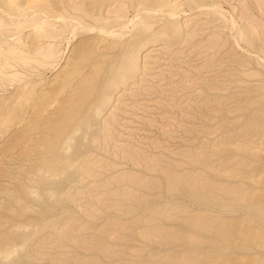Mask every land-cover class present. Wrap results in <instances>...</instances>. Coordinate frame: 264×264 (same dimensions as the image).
Masks as SVG:
<instances>
[{
  "label": "rangeland",
  "instance_id": "obj_1",
  "mask_svg": "<svg viewBox=\"0 0 264 264\" xmlns=\"http://www.w3.org/2000/svg\"><path fill=\"white\" fill-rule=\"evenodd\" d=\"M50 1L31 3L6 28L8 44L22 33L27 45L12 48L26 54L45 19L46 34L58 37L40 44L53 53L29 55L30 72L0 73L13 74L0 77V264H264V0H54L66 19L53 17ZM18 21L31 25L16 30ZM153 38L151 54L134 48ZM135 49L138 78L121 83L122 93L88 94L71 111L80 122L47 153V132L69 117V99L95 72L124 73ZM190 174L218 187L219 204L169 184ZM197 221L236 232L221 239Z\"/></svg>",
  "mask_w": 264,
  "mask_h": 264
},
{
  "label": "bare ground",
  "instance_id": "obj_2",
  "mask_svg": "<svg viewBox=\"0 0 264 264\" xmlns=\"http://www.w3.org/2000/svg\"><path fill=\"white\" fill-rule=\"evenodd\" d=\"M37 1H40L41 2V0H0V61H2L3 59L2 58H5L4 60L7 62L6 64H5V66H1V64H2V62H1V64H0V73H3L2 72V67H3V70H6L7 71V69H14L15 67L17 68H19V67H27L28 66V68H25V70L24 71H27L26 69H28V71L30 72V70L31 69H33V68H31V69H29V64H34L33 63V61H32V59L33 58H30L29 57V55L31 54V55H33V54H36V53H41V52H45V51H48V49L50 50V47L51 46H49V44H48V46H47V44H45L46 46H43V45H40V44H42L41 42L46 38H53V37H56L55 36V34L53 35L52 33H49L48 32V34H46V28L44 29V27H46L47 25L50 27V23L48 24V22H47V20L45 19V21L46 22H43L41 25H40V27L37 25V27H39L37 30H38V32L36 33L35 32V34L36 35H34V37L32 38V42L28 45V49H29V51H28V53L26 54L25 53V49H24V51L22 52L21 50H23V49H17V48H12L13 47V45L15 44L14 42L16 41V43L18 42V44L20 43L21 44V46H22V44L23 43H21V42H24V41H21V39L20 38H17V36L19 37V36H21L22 35V33L21 32H19V31H16V32H19V33H21V35H17V36H15L13 39H15L16 38V40L14 41L13 39V43H10V44H8V42H9V40H8V38H9V36L8 37H6V35L8 34V30L6 29V28H8L7 26L9 25V23L12 21V18H14V17H21V16H23L24 15V11L25 10H27V8L25 9V7H29V5L32 3V4H35L34 5V7H36L38 4H40L41 5V3L40 2H38V3H36ZM55 2L54 0H51L50 2ZM81 1V0H80ZM93 1V0H92ZM92 1H91V3H92ZM98 1V0H97ZM104 0H102V2H103ZM132 2L134 1V0H131ZM143 1V0H142ZM146 0H144L143 2H145ZM45 2V1H44ZM52 2V3H53ZM58 2V1H57ZM63 2V1H62ZM61 2V3H62ZM100 2V1H99ZM123 2V1H122ZM134 2H136V1H134ZM133 2V3H134ZM159 2H161L160 0L158 1V4H159ZM45 3H48V1H46ZM59 3H60V1H59ZM78 3V2H77ZM80 3V5L78 6L77 4V9L79 8V9H84L83 7H84V2L81 4V2H79ZM78 3V4H79ZM94 3V2H93ZM105 3V2H104ZM44 3H42V5H43ZM49 4V3H48ZM54 5V7L57 5L56 4V2L55 3H53ZM122 5H123V3H121ZM161 4V3H160ZM203 3H201V5H202ZM46 5L47 4H44V6L46 7ZM60 5V4H59ZM65 5V4H64ZM96 5H97V3H96ZM104 5V4H103ZM148 5V4H147ZM201 5H200V7H201ZM204 5V4H203ZM202 5V6H203ZM206 5H208V4H206ZM210 5H212V4H210ZM31 6V5H30ZM39 6V5H38ZM48 6V5H47ZM50 6H52V5H50ZM49 6V7H50ZM90 6V5H89ZM95 6V5H94ZM101 6H102V4H101ZM209 6V5H208ZM33 7V6H32ZM33 7V8H34ZM41 6H39V8H40ZM57 8H58V10H56L55 11V14L54 13H52V16H53V14H54V16L53 17H57V18H65L64 16H66L65 15V12L66 11H68V10H65L64 8V10L65 11H61L62 9H61V6L59 7L58 5L56 6ZM55 7V8H56ZM64 7V6H63ZM76 7H74V8H76ZM85 7H86V9H87V5H85ZM91 7V6H90ZM120 7V6H119ZM204 7V6H203ZM37 8V7H36ZM44 8V7H43ZM56 8V9H57ZM59 8L61 9V10H59ZM65 8H67V7H65ZM72 8H73V6H72ZM92 8V7H91ZM121 8V7H120ZM205 8V7H204ZM49 9V8H48ZM86 9H84V10H81V11H85ZM201 9V8H200ZM46 10H47V8H46ZM101 10H102V8H101ZM100 10V11H101ZM2 11H4L7 15L5 16V13L4 14H2ZM42 11V10H41ZM44 11V10H43ZM121 11V10H120ZM119 11V12H120ZM192 11V10H191ZM48 12V11H47ZM78 12H80V10H78ZM171 12V11H170ZM67 14H68V12H66ZM180 13V12H179ZM184 13V12H183ZM47 14H51V13H47ZM174 13H172V15H173ZM170 15V14H169ZM9 16V17H8ZM25 16V15H24ZM26 16H28V15H26ZM53 17H51V18H53ZM67 17V16H66ZM69 17V16H68ZM171 17V16H170ZM198 17V16H197ZM10 18V19H9ZM15 19V18H14ZM21 19V18H20ZM66 19V18H65ZM194 19H196V18H194ZM233 19V18H232ZM231 19V20H232ZM146 20H148L147 18L144 20V21H141V23H144V25H145V23H146ZM15 20H13L12 22H14ZM19 21H21V20H19ZM18 21V25L16 26V24H17V21H16V24H15V26L17 27V28H15L16 30L18 29V30H20V31H22L23 30V27L25 28H27L28 26L30 27V25H31V22H30V25L28 24L29 23V21H26L27 22V24L28 25H26V22H24L25 24L24 25H26V26H24L23 25V23H21V22H19ZM31 21H39V20H31ZM116 20H114V22H115ZM150 21V20H149ZM190 21V20H189ZM188 21V22H189ZM34 22V23H35ZM40 22V21H39ZM110 22V21H109ZM111 22H113V21H111ZM148 22V21H147ZM187 22V21H186ZM34 23L32 24L33 26H34ZM65 23V22H64ZM67 23V22H66ZM116 23H117V21H116ZM132 23V22H131ZM190 23V22H189ZM189 23H186V24H188L189 25ZM37 24H40V23H37ZM47 24V25H46ZM108 24V23H107ZM106 24V25H107ZM110 24V23H109ZM113 24V23H112ZM140 24V23H139ZM147 24V23H146ZM175 24H177L178 25V23H175ZM185 24V25H186ZM231 24V23H230ZM235 24H237V21H236V23ZM234 24V25H235ZM46 25V26H45ZM64 25V24H63ZM67 25H70L69 23L67 24ZM117 25H119V24H117ZM116 24L114 25V26H117ZM175 25V28H174V31L175 32H177V34L176 35H178V36H180V32L182 33V30H180L181 28H179L180 26L178 25ZM182 25H184L183 23H182ZM238 25V24H237ZM47 26V27H48ZM108 26V25H107ZM110 26H112V25H110ZM123 26V25H122ZM147 26H148V24H147ZM147 26L144 28V29H146L147 30ZM32 27V26H31ZM35 27V26H34ZM68 27V26H67ZM102 27V26H101ZM104 27V26H103ZM102 27V28H103ZM184 27H187V26H184ZM21 28H22V30H21ZM26 28H25V30H26ZM36 28V27H35ZM62 28V27H61ZM63 28H65L66 29V26L65 27H63ZM62 28V29H63ZM113 28H115V27H113ZM118 28V27H117ZM150 28V27H149ZM235 28V27H234ZM233 28V29H234ZM237 28V27H236ZM240 28H242V27H240ZM41 29L43 30V32L45 33V35H43L44 33L41 31ZM62 29H60V30H62ZM64 29V30H65ZM68 29H70V28H68ZM104 29H106V31H109L110 29H109V27H108V29L105 27V28H103L102 30L104 31ZM122 29V28H121ZM238 29V28H237ZM6 30H7V33H6ZM11 30V29H10ZM36 30V29H35ZM171 30H173V28L171 29ZM188 30V29H187ZM239 30V29H238ZM12 31H13V29H12ZM11 31V32H12ZM47 31H48V29H47ZM49 31H50V29H49ZM57 31V30H56ZM56 31H54V32H56ZM113 31V30H112ZM15 31H13L12 33H14ZM15 32V33H16ZM53 32V31H52ZM60 32V31H59ZM62 32H63V30H62ZM66 32V30L64 31V33ZM111 32V31H110ZM122 32V31H121ZM240 34H237L238 36L240 35V36H242V37H247V39L248 40H253V38H252V33H249L248 32V30H241V31H238ZM43 33V34H42ZM120 33V32H119ZM119 33H116V35L117 34H119ZM172 33V32H171ZM235 33H236V31H235ZM62 33H59V35H61ZM174 34V33H173ZM13 36H14V34H12ZM11 35V36H12ZM57 35H58V33H57ZM122 35V34H121ZM123 35H124V33H123ZM171 35V34H170ZM175 35V34H174ZM184 35V34H183ZM183 35H181L182 37H183ZM193 35V34H192ZM111 36H113L112 35V33H111ZM115 36V35H114ZM113 36V37H114ZM118 36V35H117ZM178 36H175V37H177L178 38ZM180 36V37H181ZM58 37V36H57ZM56 37V38H57ZM59 37H61V36H59ZM120 37V36H119ZM118 37V38H119ZM179 37V38H180ZM241 37V38H242ZM12 38V37H11ZM115 38V37H114ZM117 38V39H118ZM121 38H123V37H121ZM171 38H173L174 39V37H172L171 36ZM176 38V39H177ZM177 39V40H180V39ZM190 38V37H189ZM24 39V38H23ZM43 39V40H42ZM187 39V38H186ZM246 39V38H245ZM30 40V39H29ZM53 40V39H52ZM182 40V39H181ZM27 41V40H26ZM25 41V42H26ZM117 41H119V40H117ZM117 41H115L116 43H117ZM121 41V40H120ZM11 42V41H10ZM24 42V44L25 45H27V42L25 43ZM45 42H46V40H45ZM171 42V41H170ZM250 42H252V41H250ZM116 43L115 44H113L114 45V47L116 46ZM120 43V42H119ZM149 43V44H148ZM160 43V42H159ZM173 43V42H172ZM175 43V42H174ZM19 44V45H20ZM23 44V45H24ZM122 44V43H121ZM8 45V46H7ZM17 45V44H16ZM15 45V46H16ZM112 45V46H113ZM155 45H157V43H156V39H151V40H149V41H147V42H144V44H142V43H140V44H138V45H136L134 48H139V52L140 51H142V50H144V51H147V54L146 55H148V54H151L150 52L151 51H153V50H150L151 49V47H153V46H155ZM167 45H170V44H167ZM7 46V47H6ZM20 47V46H19ZM55 47V46H54ZM24 48H26V50H27V46L25 47L24 46ZM117 48H118V46H117ZM53 49V48H52ZM52 49L50 50V52L52 51ZM111 49H113V47L111 48ZM110 50V49H109ZM115 50V49H114ZM136 51H137V49H135V50H132L131 52L130 51H128L129 53H131V54H129V53H127V55L129 54V56H128V58L130 59V61H129V63L127 64V66H126V63H127V57H125V58H127V59H125V71H124V73H121V75L119 74V75H117L115 72L117 71L116 70V68H110V67H108V65H107V67L108 68H106L103 72H102V70L101 71H99V72H95V73H93L92 75H91V77L87 80V82H86V84L84 85V87H83V90L81 91H79V92H81V93H79V94H77L76 96H74V97H72V98H70L69 99V101H68V110L70 111V114H69V117H67L66 119H64V121H62V122H58V123H56V124H54L53 125V128H52V130L51 131H48L47 132V135H48V139H47V142H46V144L44 145V147H45V151L47 152V153H50V154H53V153H55L58 149H59V142H60V140H62V135L64 136V135H66L68 132H69V130H71L70 128L72 127V126H74V125H76V123H79L80 121H79V117L78 116H76L75 114H72V110L73 109H78V108H80L81 106H83L84 107V103L86 102V100H87V95L88 94H90V93H92L94 90L96 91V88H98L99 86H104V87H110V89H111V93L112 94H115V92H117L118 90H119V85L121 84V83H123L124 81H126V80H129V78H131L132 80H134V78H132L134 75H135V78H138V74H139V72L141 73V70L143 69L141 66L142 65H140V63L138 62L140 59L139 58H137V55H136ZM50 52H49V54H50ZM55 52H57V50L55 51ZM138 52V51H137ZM190 52V51H189ZM23 53H25V54H23ZM39 53V54H40ZM51 53H53V52H51ZM58 53V52H57ZM56 53V54H57ZM195 53V52H194ZM38 54V55H39ZM43 54V53H42ZM190 54H193V53H190ZM26 55H28V56H26ZM41 55V54H40ZM54 55V54H53ZM140 55V54H139ZM189 55V54H188ZM34 56H36V55H34ZM34 56H32V57H34ZM45 56V55H44ZM48 56V58L51 56V55H47ZM47 56L44 58V59H46L47 58ZM190 56V55H189ZM38 57V56H37ZM139 57V56H138ZM52 58V57H51ZM50 58V59H51ZM145 58V57H144ZM2 59V60H1ZM39 59V58H38ZM37 59V60H38ZM139 59V60H138ZM36 60V59H35ZM42 60V59H41ZM46 60H48V59H46ZM144 60V59H143ZM40 61V60H39ZM44 61V60H43ZM35 62V61H34ZM41 62V61H40ZM143 62V61H142ZM5 63V62H4ZM35 63H38V62H35ZM122 63H124L123 61H122ZM42 64V63H41ZM46 64V63H45ZM99 64V63H98ZM35 65V64H34ZM42 66V65H41ZM97 67L99 66V65H96ZM113 66V65H112ZM121 66H123V64L121 65ZM120 66V67H121ZM144 66V65H143ZM33 67V66H32ZM15 68V69H16ZM119 68V67H118ZM144 68H145V66H144ZM20 69H22V68H20ZM24 69V68H23ZM22 69V70H23ZM119 70H120V68H119ZM119 70H118V72H119ZM122 70H124V68H122ZM11 71V70H10ZM10 71H9V73H10ZM27 71V72H28ZM34 71V70H33ZM72 71H74V70H72ZM121 71V70H120ZM5 72V71H4ZM15 72H17V70L15 71ZM71 72V71H70ZM11 73H12V71H11ZM18 73V72H17ZM31 73H32V71H31ZM35 73H37V72H35ZM67 73V72H66ZM75 73L77 74V72L75 71ZM5 74H6V72L4 73V75L2 74V76H5ZM34 74V73H33ZM40 74V73H39ZM226 74V73H225ZM1 75V74H0ZM6 75H10V74H6ZM13 74H11L10 76H12ZM19 75V74H18ZM28 75H29V73H28ZM37 75V74H36ZM43 75V74H42ZM2 76H0V77H2ZM15 76H17V74H15L14 73V77ZM30 76V75H29ZM29 76H28V78H29ZM39 76V75H38ZM72 76H74L72 73H69V70H68V74L67 75H65L64 77V79L65 80H63L62 79V83H64L65 85H67L68 84V82H70L73 78H72ZM76 76V75H75ZM7 77V76H6ZM40 77V76H39ZM5 78V77H4ZM9 78H12V77H9ZM31 78V77H30ZM2 79H3V77H2ZM7 79V78H6ZM71 79V80H70ZM1 80V79H0ZM4 80V79H3ZM2 80V82H3V84H4V81ZM10 79H8V81H9ZM12 80V79H11ZM31 80V79H30ZM70 80V81H69ZM7 81V80H6ZM5 81V82H6ZM35 81V80H34ZM140 81V80H139ZM11 83V82H10ZM13 83V82H12ZM37 83V82H36ZM27 84V83H26ZM35 84V83H34ZM51 84V83H50ZM64 84H62V85H64ZM11 85V84H10ZM28 85V84H27ZM26 85V86H27ZM29 85H30V83H29ZM33 85V84H32ZM61 85V84H60ZM124 85V84H123ZM126 85H127V82H126ZM13 86V85H12ZM31 86V85H30ZM68 86V85H67ZM72 86V85H71ZM125 86V85H124ZM24 87V86H23ZM33 87V86H32ZM34 87H35V85H34ZM61 87V86H60ZM73 87V86H72ZM71 87V88H72ZM20 88V87H19ZM66 88V87H65ZM71 88H69V89H71ZM108 88H105V89H108ZM37 89V88H36ZM51 89V88H50ZM49 89V90H50ZM64 89V88H63ZM62 89V90H63ZM73 89V88H72ZM24 90V89H23ZM32 90H33V92L35 91V89L34 88H32V89H29V87H25V90L24 91H27V92H29V93H32ZM55 90V89H54ZM113 90V91H112ZM122 90H124L123 88L122 89H120L119 90V92L120 93H122L123 91ZM19 91V90H18ZM74 91H75V88H74ZM37 92H39V91H37ZM36 92V93H37ZM63 92V91H62ZM19 93V92H18ZM43 94H44V92H42ZM33 94V93H32ZM39 94V93H38ZM122 95V94H121ZM26 96V95H25ZM24 96V97H25ZM37 96V95H36ZM118 96V95H117ZM11 97H13V96H11ZM18 97H20V96H18ZM24 97H23V99H24ZM33 97V96H32ZM87 97V98H86ZM28 97H26V99H27ZM2 99H3V97H2ZM19 99V98H18ZM21 99H22V97H21ZM37 99V98H36ZM35 99V100H36ZM41 99V98H40ZM43 99H45V98H43ZM25 100V99H24ZM5 101V100H4ZM11 101V100H10ZM18 101V100H17ZM21 101V100H20ZM23 101V100H22ZM28 102V101H27ZM35 103H37L36 101H34ZM39 102V101H38ZM6 103V102H5ZM15 103V102H14ZM14 103H12V104H14ZM33 103V102H32ZM88 103V102H87ZM86 103V104H87ZM17 104V103H16ZM39 104V103H38ZM11 105V104H10ZM33 105V104H32ZM2 106V105H1ZM5 106V105H4ZM8 106V105H7ZM40 106V105H39ZM6 107V106H5ZM5 107H4V109H5ZM10 107V106H9ZM32 107V106H31ZM41 107H43V106H41ZM17 108V107H16ZM34 108H36V106L34 107ZM3 109V110H4ZM7 109H8V107H7ZM11 109H12V107H11ZM10 109V110H11ZM3 110L2 111H0V112H2L3 113ZM13 110V109H12ZM18 110V109H17ZM38 111V110H37ZM9 112V111H8ZM7 112V113H8ZM13 112V111H12ZM32 112V111H31ZM34 112V111H33ZM39 112H41V111H39ZM100 111H98L97 113H99ZM35 113V112H34ZM6 114V113H5ZM17 114H18V112H17ZM35 114H39V113H35ZM11 115V114H10ZM16 115V114H15ZM34 115V114H33ZM40 115V117H41V114H39ZM38 115V116H39ZM42 115H43V113H42ZM1 116H3V114L1 115ZM34 116H36V115H34ZM6 117V116H5ZM4 117V118H5ZM25 117V116H24ZM37 117V116H36ZM2 118V117H1ZM0 118V119H1ZM20 118V117H19ZM39 118V117H38ZM7 119H9V118H7ZM7 119H6V121H7ZM4 120V119H3ZM24 120V119H23ZM36 120H37V118H36ZM38 120H41V119H38ZM1 121V120H0ZM10 121V120H9ZM82 121V120H81ZM8 122V121H7ZM28 122V121H27ZM33 122L34 121H32V123H31V125H29V122H28V124H27V128H33L35 125V123L37 124V123H39V122H34V124H33ZM21 123V122H20ZM23 123V122H22ZM24 124V123H23ZM32 124L34 125V126H32ZM6 125H8V124H6ZM5 125V126H6ZM58 140V141H57ZM56 160H57V158H56ZM231 163H233V161H231ZM169 184L171 185V187L172 188H178V187H181L182 189H184L186 192V194L188 195V197L190 196V197H192V198H194V199H197L198 201H200V202H208V203H214V204H216L217 205V203L219 202V197L220 198H222V196H219V195H216L215 194V191L217 190V188L218 187H216V185H214V184H212L211 183V180H202V179H199V178H197L196 176H194V175H185V176H179V177H171V178H169ZM226 193V194H225ZM224 194H225V196L227 197V196H229L230 198H238L239 196H238V194L237 193H229L228 191H226ZM219 196V197H218ZM224 196V197H225ZM228 197V198H229ZM225 200V199H224ZM200 202H198V203H200ZM222 202H224V201H222ZM221 202V203H222ZM245 203V202H244ZM219 204V203H218ZM221 205V204H220ZM210 205H208V207H209ZM215 206V205H214ZM213 206V207H214ZM244 206L246 207V208H248L249 207V205H246V204H244ZM205 207H207L206 205H205ZM207 207V208H208ZM251 207H253V206H251ZM215 208V207H214ZM206 209V208H205ZM213 223V222H212ZM212 223H202V222H194L192 225H194V227H196L197 229H201V230H209V231H214V233L215 234H217L218 235V238H221V239H223L226 235H231L230 233H232V232H236L235 231V229L234 228H229L227 225H225L224 223H219V222H217V223H214V224H212ZM230 232V233H229ZM236 234V233H235ZM232 237H234V235H231ZM220 239V240H221ZM6 241V240H5ZM2 242V241H1ZM4 244L2 243V245L0 244V246L2 247ZM1 247H0V249H1ZM194 259L192 258V259H188L187 260V264H193V262H191V261H193ZM13 263V262H12ZM195 264H199V263H196V261H195Z\"/></svg>",
  "mask_w": 264,
  "mask_h": 264
}]
</instances>
